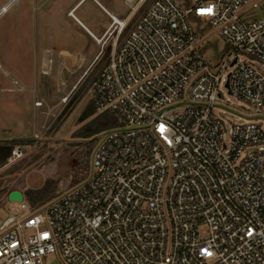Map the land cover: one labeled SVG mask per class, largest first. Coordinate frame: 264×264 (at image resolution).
I'll use <instances>...</instances> for the list:
<instances>
[{
	"label": "built area",
	"instance_id": "1",
	"mask_svg": "<svg viewBox=\"0 0 264 264\" xmlns=\"http://www.w3.org/2000/svg\"><path fill=\"white\" fill-rule=\"evenodd\" d=\"M258 5L153 0L119 43L126 22L109 14L116 37L89 95L118 126L100 134L86 178L42 213L21 217L28 205L12 201L0 264H264V127L227 131L214 113L223 86L264 119V72L252 63L264 62ZM191 15L224 40L219 62L205 57ZM24 153L14 146L7 163Z\"/></svg>",
	"mask_w": 264,
	"mask_h": 264
},
{
	"label": "rangeland",
	"instance_id": "2",
	"mask_svg": "<svg viewBox=\"0 0 264 264\" xmlns=\"http://www.w3.org/2000/svg\"><path fill=\"white\" fill-rule=\"evenodd\" d=\"M9 1L0 0V9ZM77 1L14 0L5 5L8 7L3 13L0 12V66L23 85V90L0 89V140L18 137L33 139L31 145H23L25 153L20 159L0 168L4 193L11 189L19 190L28 205L21 212V217L30 215L36 208L42 213V209L54 198L42 206L31 207L25 194L27 189L38 188L45 180L52 179L56 182V197L71 187V163L82 150L76 144L81 140L72 134L83 124L78 121V117L90 99L89 88L79 103L63 114L61 112L67 96L74 88L71 85L77 81L94 55L102 51V44H96L76 18L89 28L95 23L98 29L100 26L106 27L100 37L105 41L103 51L106 47L110 48L116 37L111 19L95 0H81L75 5ZM97 1L119 18L127 16L128 28L142 12L139 10L142 5L132 9L134 3H126L124 0ZM256 2L258 7L250 11L264 19V0ZM73 5L75 7L71 12L69 9ZM195 30L198 43L206 44L205 57L211 63L219 62L225 54L226 45L218 30L203 19L197 21ZM109 32L112 34L109 35ZM126 33L118 35L117 43L121 42ZM59 48L80 52L86 62L77 67H67L66 60L64 63L63 59L54 57ZM46 49H50L53 56L49 73L42 71V58ZM249 58L252 59L245 55L246 60ZM252 63L264 72V62L252 59ZM5 76L0 68V87L9 86ZM220 92L225 102L219 103L214 113L223 118L227 131L233 124L255 121H260L264 127V119L255 117L244 101L228 94L223 86ZM35 100L40 104L36 105ZM224 137L227 139L228 133ZM11 168L13 170L8 172ZM1 197L0 224L9 215L12 206L7 196ZM45 264L63 263L56 256H50Z\"/></svg>",
	"mask_w": 264,
	"mask_h": 264
},
{
	"label": "trees",
	"instance_id": "3",
	"mask_svg": "<svg viewBox=\"0 0 264 264\" xmlns=\"http://www.w3.org/2000/svg\"><path fill=\"white\" fill-rule=\"evenodd\" d=\"M153 0H144V2L139 6V10L142 12L138 16V18L144 13L147 7ZM187 4V2H185ZM143 5L145 7L143 8ZM137 11V10H136ZM137 18V19H138ZM190 18L192 20L198 21V18L191 15ZM136 19V20H137ZM135 20V21H136ZM134 21V23H135ZM133 23V24H134ZM132 24V25H133ZM132 27V26H131ZM130 27V28H131ZM128 26L125 25L123 30L120 32V35L129 31ZM127 29V30H126ZM127 34V33H126ZM125 34V35H126ZM110 48L106 47L100 55L95 59L93 64L89 67V69L84 73L82 78L76 83L71 93L67 96V102L64 105V109L62 110V114L79 103L86 91L89 88L92 80L96 77V75L100 72V70L107 64L109 59ZM79 122H83L82 126H80L77 130H75L72 134L73 137L79 138L81 141L77 142V146H79L82 150L79 153V157L76 160H73L71 163V179L70 185L73 186L83 179L86 178L89 168H90V159L95 149L97 142L99 140L100 134H102L107 129L118 126V121L114 117V115L108 110L98 111L94 102L89 99L82 112L78 117ZM33 139L30 138H12L9 140H0V168L3 167L7 163V158L11 153V150L16 145H31ZM14 168V167H13ZM13 168L9 169L8 172H11ZM3 180L0 178V201L2 200L1 196L6 197L4 193L5 188L2 187ZM56 191V182L52 179H47L44 183L34 189H27L25 194L28 199V203L31 207H39L42 206L46 201L55 197Z\"/></svg>",
	"mask_w": 264,
	"mask_h": 264
},
{
	"label": "crops",
	"instance_id": "4",
	"mask_svg": "<svg viewBox=\"0 0 264 264\" xmlns=\"http://www.w3.org/2000/svg\"><path fill=\"white\" fill-rule=\"evenodd\" d=\"M14 0H10L6 5L10 4L11 2H13ZM81 1V0H79ZM77 1L75 3V5L79 2ZM100 6L101 8L103 9V11L105 12V14L110 18L109 14L113 15L114 17L118 18V19H122L124 20L125 22L128 21L127 19V16L124 17V18H119L118 16H116L115 14L111 13L110 11H108L104 6H102L97 0H95ZM125 2V1H124ZM75 5H73L71 7V12H72V9L75 7ZM6 7V6H5ZM73 14V13H72ZM71 14V15H72ZM111 19V18H110ZM76 20L80 23V25L88 32L89 36H91V34L96 37V38H100L101 36H103L104 32H105V26H100V28L98 29L97 28V24L95 23L94 25H90V29L88 26H86L84 23H82L79 19L76 18ZM95 28V29H94ZM94 30L96 31V33L94 32ZM92 38V36H91ZM93 39V38H92ZM94 40V39H93ZM95 41V40H94ZM96 43V41H95ZM97 44V43H96ZM56 55L54 56L55 58L58 57V60H62L64 61V63L67 62V67H77L79 66L81 63L83 62H86L83 55H81L80 52H72V51H69V50H66V49H62V48H59L57 50V52L55 53ZM98 56V52L96 55H94V57L89 61V63L86 65L85 69L83 70L82 74H84L88 69L89 67L93 64V62L95 61V59L97 58ZM52 52L50 49H46L44 50V56H43V68H42V71L44 73H49L50 70H51V59H52ZM66 60V62H65ZM0 68L4 71L5 73V77H6V81L9 83V86H5V87H0V89H4V90H23V85L15 78H13L10 74H8V72H6L5 69L2 68V66H0ZM70 71V70H69ZM82 74H80L79 78L77 79V81L81 78ZM75 81L71 87L73 86L74 87V84L77 82ZM72 87V88H73ZM38 100H35V102H37Z\"/></svg>",
	"mask_w": 264,
	"mask_h": 264
},
{
	"label": "water",
	"instance_id": "5",
	"mask_svg": "<svg viewBox=\"0 0 264 264\" xmlns=\"http://www.w3.org/2000/svg\"><path fill=\"white\" fill-rule=\"evenodd\" d=\"M7 198L10 201H14V200L20 201L23 198V195H22V193L19 190H11L8 193Z\"/></svg>",
	"mask_w": 264,
	"mask_h": 264
}]
</instances>
